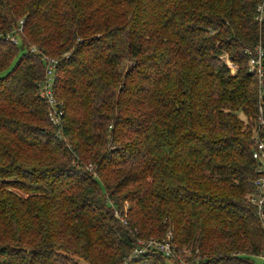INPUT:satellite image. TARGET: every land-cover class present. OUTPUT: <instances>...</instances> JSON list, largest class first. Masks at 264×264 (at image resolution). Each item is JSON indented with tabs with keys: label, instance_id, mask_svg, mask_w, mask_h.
<instances>
[{
	"label": "trees",
	"instance_id": "obj_1",
	"mask_svg": "<svg viewBox=\"0 0 264 264\" xmlns=\"http://www.w3.org/2000/svg\"><path fill=\"white\" fill-rule=\"evenodd\" d=\"M261 2L0 0V264L262 260ZM169 233L174 258L133 256Z\"/></svg>",
	"mask_w": 264,
	"mask_h": 264
},
{
	"label": "built area",
	"instance_id": "obj_2",
	"mask_svg": "<svg viewBox=\"0 0 264 264\" xmlns=\"http://www.w3.org/2000/svg\"><path fill=\"white\" fill-rule=\"evenodd\" d=\"M258 6L257 9V22L264 27V0ZM14 44H18L17 37H7ZM247 54L250 56L248 66L249 73L255 75L259 80L260 86V102H259V116L258 124L259 129L264 131V43L255 47L254 50H247ZM42 61L45 65V78L41 84V96L49 106V119L57 127H61V114L57 109L58 100L54 93V74L59 65V59L50 58L44 56ZM228 65L233 72H235L234 65L228 61ZM59 138H61V132H59ZM253 158L260 164L258 173L260 176L254 180L253 188L254 194L251 198V203L255 207L256 216L264 229V139L261 135L255 137V149L253 151ZM150 251H156L164 254L166 257L174 258L177 255L175 245L171 241V234L167 235V238L163 241L149 240L139 241L138 248L135 250L133 256L144 255ZM264 261V253L261 256Z\"/></svg>",
	"mask_w": 264,
	"mask_h": 264
},
{
	"label": "rangeland",
	"instance_id": "obj_3",
	"mask_svg": "<svg viewBox=\"0 0 264 264\" xmlns=\"http://www.w3.org/2000/svg\"><path fill=\"white\" fill-rule=\"evenodd\" d=\"M33 49H36V48L34 47ZM62 57H63V55H62V56H57V58H54V59H60V58L62 59ZM256 263H257V264H264V261H262V260H260V259H257V260H256Z\"/></svg>",
	"mask_w": 264,
	"mask_h": 264
}]
</instances>
